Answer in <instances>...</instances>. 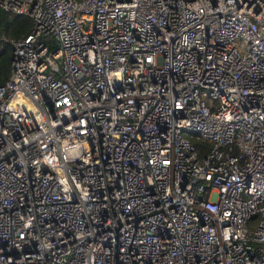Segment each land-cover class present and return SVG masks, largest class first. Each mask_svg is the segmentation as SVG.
Returning a JSON list of instances; mask_svg holds the SVG:
<instances>
[{"label": "built area", "instance_id": "built-area-1", "mask_svg": "<svg viewBox=\"0 0 264 264\" xmlns=\"http://www.w3.org/2000/svg\"><path fill=\"white\" fill-rule=\"evenodd\" d=\"M0 9V264H264V0Z\"/></svg>", "mask_w": 264, "mask_h": 264}, {"label": "trees", "instance_id": "trees-1", "mask_svg": "<svg viewBox=\"0 0 264 264\" xmlns=\"http://www.w3.org/2000/svg\"><path fill=\"white\" fill-rule=\"evenodd\" d=\"M33 25L31 17L0 9V86L9 78L12 62V39L26 36ZM199 156H205L211 147L208 141L192 139Z\"/></svg>", "mask_w": 264, "mask_h": 264}]
</instances>
